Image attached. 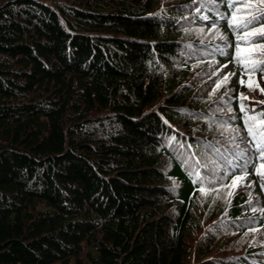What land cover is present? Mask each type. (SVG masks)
<instances>
[{
	"label": "trees",
	"instance_id": "16d2710c",
	"mask_svg": "<svg viewBox=\"0 0 264 264\" xmlns=\"http://www.w3.org/2000/svg\"><path fill=\"white\" fill-rule=\"evenodd\" d=\"M203 2L0 0V264H264V3Z\"/></svg>",
	"mask_w": 264,
	"mask_h": 264
},
{
	"label": "rangeland",
	"instance_id": "374dc122",
	"mask_svg": "<svg viewBox=\"0 0 264 264\" xmlns=\"http://www.w3.org/2000/svg\"><path fill=\"white\" fill-rule=\"evenodd\" d=\"M213 33L215 36L220 37V33H218V31H209V33ZM210 33V34H211ZM226 65V67H225ZM219 74H217V76H219L221 78V80H224V77H228V80L226 83L223 84V90L219 91L218 95H223L226 96L229 92L231 88V86H237L238 88H242L247 86L248 84V76L246 74V72L244 71V67L243 66H239L238 64V60L237 59H231L228 60L226 62H224L223 64H221L219 66V68L217 69ZM214 71L211 73L213 74ZM241 80L244 81L243 84H241ZM217 87H213L211 86L208 90L210 91V93H214V89H216ZM226 92V93H225ZM249 103L248 104H253V103H263L264 104V100H262L260 97H257L255 94L250 93L247 96ZM224 108V106H223ZM245 182L244 180H240L237 184L235 185H229L228 187L225 188V192L227 191L228 193L232 192V191H237L239 189L245 188ZM248 188V186L246 187V189ZM251 198L255 199L256 198V194L252 191L251 189ZM237 249L239 251H244L245 245H251L250 248L252 251L255 252L254 256L255 259L257 261H261V259L264 257V252L261 249H264V227H253L250 231H248L245 234H240L237 237Z\"/></svg>",
	"mask_w": 264,
	"mask_h": 264
},
{
	"label": "snow or ice",
	"instance_id": "6c2138e0",
	"mask_svg": "<svg viewBox=\"0 0 264 264\" xmlns=\"http://www.w3.org/2000/svg\"><path fill=\"white\" fill-rule=\"evenodd\" d=\"M236 4H244V0H235ZM261 3H264V0H261ZM202 6L206 7L207 4L203 2L202 0ZM232 6V5H230ZM247 7H251V5H247ZM199 11V9H197ZM241 11L240 8H236L235 12L231 18L232 20V25L236 28H244L248 29L250 25L254 23H259L258 17L253 16L251 19H246L244 20L243 17H239L237 14ZM203 19H208L207 16L203 17ZM243 20L244 22L238 23V21ZM257 33L260 37L264 38V29H257ZM240 39L246 40L247 39V34L245 36H241ZM237 52H240L239 46L237 47ZM226 67V65H225ZM259 70L260 72L264 73V67H260L257 69L255 66H253L250 71H257ZM228 80V77H224V80L221 83H226ZM244 81L241 80V84H243ZM220 87V84H217V88ZM251 87V84L249 85ZM262 93H264V90H261ZM243 99V97H242ZM241 110L244 111V106L243 104L241 105ZM246 127H247V132L249 136L253 138V141H255V146H256V151L259 152L260 156L259 158L261 160H264V112L260 113L259 116L256 115H251L248 116L247 120L245 121ZM247 162H245V165ZM256 174L260 175L262 178H264V164H262L259 168L256 169ZM226 178V177H225ZM244 176L243 175H236L233 176L231 184L235 185L238 180H243ZM200 191H205L204 189H200ZM228 195H231V193H228ZM255 211V209H253Z\"/></svg>",
	"mask_w": 264,
	"mask_h": 264
}]
</instances>
